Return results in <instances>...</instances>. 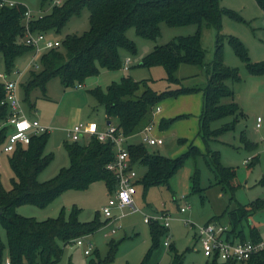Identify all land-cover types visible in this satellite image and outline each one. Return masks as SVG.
I'll use <instances>...</instances> for the list:
<instances>
[{
  "label": "trees",
  "instance_id": "obj_1",
  "mask_svg": "<svg viewBox=\"0 0 264 264\" xmlns=\"http://www.w3.org/2000/svg\"><path fill=\"white\" fill-rule=\"evenodd\" d=\"M47 0H43L45 2ZM264 11V0H256ZM84 8L90 11V28L81 35H67L59 48L45 52L39 66L40 71L32 70L28 80L21 84L24 93L23 102L31 107V93L40 88L46 94V84L58 77L65 87L83 84L91 76L99 74L100 67L117 70L122 66L119 53L121 48L131 53L136 52L135 43L126 35L129 28L134 27L139 36L156 39L161 35L160 25L165 22L169 26L197 24L199 30L189 36H180L167 44L155 48L143 57L140 65L147 67L163 66L167 72V80L171 84H180L175 73L181 64L203 67L206 53L201 46V26L206 24L219 32L222 30V17L228 13L223 9L220 0H64L61 5H54L50 13L31 21L30 28L34 32H61L69 18L79 15ZM27 8L23 4L13 7H0V53L3 55L5 74L12 75L16 59L31 50L21 42L25 34L24 15ZM234 48L236 54L245 60L248 70L253 74H264V61L251 62L244 44L235 37L219 34L216 57L209 66L208 82L203 88H178L172 91L158 92L151 87L149 81H134L131 77H123L119 83H113L102 90L97 87L91 90L97 101L105 106L107 122L111 121L118 131L130 138L153 123L154 112L159 102L168 96L191 93L202 90L204 108L200 118V136L206 145V153L191 144L187 153L170 158L159 153H151L143 143H129L128 150L134 166L139 164L147 167L139 180L144 190L153 186L168 185L169 180L187 159L205 156L209 168L215 172L217 182L225 193H231L234 199L236 189V170L225 167L220 162L218 152L212 151L209 142L225 130L234 128L235 122L227 123L222 128L211 129V123L226 116L235 115L239 107L236 103L222 104L225 97H232L226 81H239L237 69H231L223 63L222 47L225 39ZM6 92L0 82V120L9 115L7 106L1 104ZM172 122L162 119L160 129H166ZM6 132H0V145L3 146ZM50 133L34 136L26 146H18L9 154V165L14 173L11 180L12 188L6 190L0 174V230L6 232L7 243L0 233V264L8 257L11 264H56L60 261L64 246L75 243L76 239L91 235L103 226L99 216L91 222L79 221V209L73 207L66 216L62 210L57 218L38 221L25 217L17 212L21 205L46 207L59 194L67 189L84 190L91 183L104 181L110 193L116 186L114 174L107 168L115 159L114 147L110 143L100 142L96 137H89L87 144L65 141L64 146L70 159V165L62 168L59 173L46 181H39V174L48 167L53 159L52 153H46ZM247 147L254 146L244 137ZM258 159L253 157L252 163ZM194 191L202 190L199 186V172L194 175ZM264 209V199H256L249 206H237L226 210L229 225L234 238L241 241H259L262 238L258 229L250 225V239H247L242 228V221L257 211ZM225 212L223 213L226 214ZM215 216L210 221H219ZM221 222V221H219ZM169 229L154 221L151 223L152 248L142 264H148L151 253L158 247L160 237ZM118 243H112L109 255L102 259H92L90 264H108L117 249ZM8 256H5V250ZM170 249L174 253L169 264H183L184 254ZM208 264H236L223 262L217 257ZM248 264H264V252L253 256Z\"/></svg>",
  "mask_w": 264,
  "mask_h": 264
},
{
  "label": "rangeland",
  "instance_id": "obj_2",
  "mask_svg": "<svg viewBox=\"0 0 264 264\" xmlns=\"http://www.w3.org/2000/svg\"><path fill=\"white\" fill-rule=\"evenodd\" d=\"M57 0H17L33 13L34 19L51 12ZM64 1V0H62ZM223 9L238 15L226 13L222 17V30L205 23L201 26V46L205 50L206 58L203 67L181 64L175 73L180 84H171L163 66L147 67L140 65L144 56L155 46L164 45L180 36L195 34L200 26L197 24L184 26H169L163 22L160 25L161 35L156 39H146L139 36L134 27L127 30L129 40L135 43L136 52L131 53L125 48L119 50L122 66L117 70L100 67L99 74L85 80L81 86L65 87L56 77L46 84V94L40 88L31 93V107L23 102L24 93L21 84L28 80L30 72L41 70V66L34 69L28 66L33 51L29 50L19 56L15 68L24 71L19 87L20 100L23 102L24 113L27 118H38L42 123L51 126L50 139L46 146V153H52L53 159L46 169L38 176L43 182L55 177L59 171L70 165V159L64 141L67 139L66 129L79 123H87L96 131H103L107 127V113L105 106L100 104L91 93L94 88L106 90L113 83H119L123 77H131L134 81H149L151 87L158 91H172L178 88H203L208 82V68L216 57V47L219 34L235 37L247 49L251 62L264 61V11L257 5L256 0H220ZM90 28V11L84 8L79 15H73L67 21L61 32L50 31L47 37L63 40L67 35H81ZM37 63L40 64L41 57ZM130 60L129 65L124 61ZM222 60L225 66L237 69L240 80L226 81L233 92L232 97H225L222 104L236 103L239 107L235 115L226 116L211 123V129L222 128L225 124L235 122L234 128L225 130L209 142L210 149L218 152L220 162L225 167L236 170V189L234 199L231 193L222 190L216 184L217 178L208 164L205 156L187 159L169 180L168 185H159L144 190L138 183L146 172L147 167L137 165L138 182L136 185L135 208L124 210L114 209L117 219H107L102 214V208L107 205L110 192L104 181L91 183L84 190L67 189L59 194L44 208L34 205H21L17 212L25 217L38 221L57 218L62 210L66 216L73 207L79 209V221L91 222L98 215L103 226L91 235L83 238V244L70 243L64 246L61 259L56 264H90L92 259L106 258L112 243H118L113 259L108 264H142L152 248L151 223L146 217H156L167 214L170 217V227L167 233L160 237L158 247L151 253L148 264H169L173 252L164 242L168 240L175 250L184 254L183 264H208L210 257L206 254L198 237L194 225H202L215 216L223 215L226 210L234 209L237 204L249 206L256 199H264V74H253L247 68V63L240 58L226 38L222 47ZM5 73L2 53H0V74ZM5 78V77H4ZM0 76V82L4 79ZM15 79V75L10 77ZM158 106L159 113L154 114V135L164 139L162 145H149L145 137L151 134L139 133L133 136L129 143H143L151 153L176 158L189 150L191 144L197 146L201 153H206V145L201 138L200 118L204 108V93L197 90L191 93L168 96L162 99ZM166 119L172 122L161 130L160 122ZM116 124V121L114 120ZM259 125V126H258ZM248 139L254 146L247 147ZM89 141L86 135L79 142L84 145ZM258 159L252 163L253 157ZM199 172V186L202 190L194 191V175ZM0 174L6 190L12 188L11 180L14 173L9 165V154L0 145ZM181 207H186L181 212ZM219 221L229 224L226 213ZM250 225L256 227L260 237L264 239V209L257 211L242 221L241 228L247 239H250ZM114 228L116 234L110 231ZM1 237L7 243L6 232L0 230ZM169 237V239H168ZM90 249L86 255L85 250ZM8 256V250H5Z\"/></svg>",
  "mask_w": 264,
  "mask_h": 264
},
{
  "label": "built area",
  "instance_id": "obj_3",
  "mask_svg": "<svg viewBox=\"0 0 264 264\" xmlns=\"http://www.w3.org/2000/svg\"><path fill=\"white\" fill-rule=\"evenodd\" d=\"M62 2V0H57L54 5H61ZM18 4L20 3L17 0H0V7H13ZM42 16H39V18ZM32 20H34L33 13L27 8L24 15L25 34L21 42L33 51V57L28 66L34 65L33 68L36 69L39 67V63H37L38 56L49 50L59 48L62 45V41L50 39L46 33L32 31L30 28ZM124 64L126 66L129 65L130 60L126 59ZM12 74L15 75V79L8 78L10 76H7L5 73L0 74L3 78L5 77L3 84L6 92V96L1 104L7 106L9 109L8 117L0 120V132L2 130L6 132L5 142L2 147L3 151L7 154L14 152L20 145H28L32 137L43 133H50L51 130L50 126L45 125L38 118L29 119L26 117L23 102L19 96V87L24 71L14 69ZM160 110L159 106L156 107L154 114L159 113ZM154 128V123H152L142 131V133L151 134L145 137V142L149 145L164 144L163 138L153 135ZM86 135L88 137L94 136L100 142L112 144L115 151V159L108 164L107 168L114 174L117 186L110 194L107 205L102 208V214L107 219L113 220L117 219L113 214L114 209L124 210L131 208L135 211L138 172L136 166L131 162L128 150V137L119 132L117 125L113 122L107 125L103 131H96L88 124L79 123L68 130V141L78 142ZM180 210L181 212H185L186 207H181ZM145 221L147 223L156 221L167 229L170 227V217L167 214L146 217ZM191 227L196 229L198 240L210 259L217 257L223 262L248 264L253 256L264 252V239L259 241H241L233 237L229 224L212 221L198 226L192 224ZM110 232L115 234L116 230L112 228ZM83 239V237L78 238L75 243L82 245ZM164 244L170 246L171 243L166 240ZM90 252V249L85 250L86 255H89ZM4 264H11V260L7 257Z\"/></svg>",
  "mask_w": 264,
  "mask_h": 264
},
{
  "label": "crops",
  "instance_id": "obj_4",
  "mask_svg": "<svg viewBox=\"0 0 264 264\" xmlns=\"http://www.w3.org/2000/svg\"><path fill=\"white\" fill-rule=\"evenodd\" d=\"M161 111V110H160ZM85 124H87L86 122H85ZM45 125H47V124H45ZM49 126V125H48ZM51 127V126H50ZM70 128H68V129H66V131H67V139L65 140V141H68V130H69ZM154 132H155V128H154V130H153V135H154ZM155 136V135H154ZM157 136V135H156ZM133 137V136H132ZM132 137H130V138H128V142H129V140L132 138ZM157 137H160V136H157ZM162 138V137H161ZM64 141V142H65ZM165 142V141H164ZM116 234V233H115ZM114 235V234H113ZM211 260V259H210ZM209 261V260H208Z\"/></svg>",
  "mask_w": 264,
  "mask_h": 264
},
{
  "label": "water",
  "instance_id": "obj_5",
  "mask_svg": "<svg viewBox=\"0 0 264 264\" xmlns=\"http://www.w3.org/2000/svg\"><path fill=\"white\" fill-rule=\"evenodd\" d=\"M110 124H111V121H108L107 125H110ZM2 212H3V209L0 207V214H2Z\"/></svg>",
  "mask_w": 264,
  "mask_h": 264
}]
</instances>
